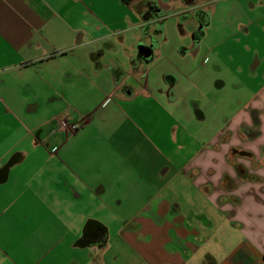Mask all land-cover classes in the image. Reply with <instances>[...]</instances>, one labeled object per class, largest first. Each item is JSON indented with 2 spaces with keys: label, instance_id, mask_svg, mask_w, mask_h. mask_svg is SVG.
I'll list each match as a JSON object with an SVG mask.
<instances>
[{
  "label": "crops",
  "instance_id": "1",
  "mask_svg": "<svg viewBox=\"0 0 264 264\" xmlns=\"http://www.w3.org/2000/svg\"><path fill=\"white\" fill-rule=\"evenodd\" d=\"M173 2L0 0V264H264V0Z\"/></svg>",
  "mask_w": 264,
  "mask_h": 264
},
{
  "label": "rangeland",
  "instance_id": "2",
  "mask_svg": "<svg viewBox=\"0 0 264 264\" xmlns=\"http://www.w3.org/2000/svg\"><path fill=\"white\" fill-rule=\"evenodd\" d=\"M196 2H200L199 3L200 5L192 7L194 4H196ZM248 2L249 0H193L192 6L184 7L183 5L185 3H182L180 0H176L170 5L171 8L169 9V11L166 12L167 16L163 20L159 21V23L161 26L164 23L163 26L165 29L166 28L176 29L177 23L185 22L190 17H192V14L190 13V11L195 10L196 7L201 6L202 7L201 9H249ZM140 8H141V11L144 9L143 6ZM201 9L197 11H202ZM205 14L207 17H209L207 12H205ZM252 37L253 35L251 36V38ZM152 40H154V38ZM235 40H240L241 43L246 41V39L243 38V36H238ZM228 43L235 44L234 40L229 41ZM233 52L235 53L236 56H239L240 60H243L244 57L246 56V52L242 50V47L236 48L235 50H233Z\"/></svg>",
  "mask_w": 264,
  "mask_h": 264
},
{
  "label": "trees",
  "instance_id": "3",
  "mask_svg": "<svg viewBox=\"0 0 264 264\" xmlns=\"http://www.w3.org/2000/svg\"><path fill=\"white\" fill-rule=\"evenodd\" d=\"M123 2L127 3L130 0H122ZM187 2L190 0H186ZM145 6V3L143 4ZM141 16L146 19L149 18L147 13H144V11H140ZM195 18L199 24L198 29L195 31L194 33V38L196 40L200 39L203 34H204V29L208 26L209 21H208V17L206 16V14H204L202 11H196L195 13ZM204 264H216V261L213 259V257H211L210 255H206L204 257Z\"/></svg>",
  "mask_w": 264,
  "mask_h": 264
},
{
  "label": "flooded vegetation",
  "instance_id": "4",
  "mask_svg": "<svg viewBox=\"0 0 264 264\" xmlns=\"http://www.w3.org/2000/svg\"><path fill=\"white\" fill-rule=\"evenodd\" d=\"M162 3H168L171 1H176V0H159ZM182 3H185L184 5L186 7L192 6L193 5V0H190V2H187L186 0H180ZM145 3V11L144 13H147L149 17H160L161 15L157 14V11H164L162 8L159 7L157 2L155 1H146ZM197 11V10H196Z\"/></svg>",
  "mask_w": 264,
  "mask_h": 264
},
{
  "label": "built area",
  "instance_id": "5",
  "mask_svg": "<svg viewBox=\"0 0 264 264\" xmlns=\"http://www.w3.org/2000/svg\"><path fill=\"white\" fill-rule=\"evenodd\" d=\"M57 122H58L59 129L61 131H63L64 133H66V134L73 133L78 128L77 124H70V123H68V122H66L64 120H59Z\"/></svg>",
  "mask_w": 264,
  "mask_h": 264
},
{
  "label": "water",
  "instance_id": "6",
  "mask_svg": "<svg viewBox=\"0 0 264 264\" xmlns=\"http://www.w3.org/2000/svg\"><path fill=\"white\" fill-rule=\"evenodd\" d=\"M157 14L162 16L165 14V12L164 11H157ZM144 53H145L146 59H148L150 57V53L148 51H144ZM95 226H96L95 223L87 224L84 233L86 232L87 229L90 230V232H92V230L94 229ZM98 235H99V233H98Z\"/></svg>",
  "mask_w": 264,
  "mask_h": 264
}]
</instances>
